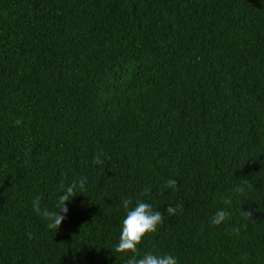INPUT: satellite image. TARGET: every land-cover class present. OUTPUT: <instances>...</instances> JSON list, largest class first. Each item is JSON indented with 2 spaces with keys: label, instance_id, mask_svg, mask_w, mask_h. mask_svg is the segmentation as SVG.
I'll use <instances>...</instances> for the list:
<instances>
[{
  "label": "trees",
  "instance_id": "16d2710c",
  "mask_svg": "<svg viewBox=\"0 0 264 264\" xmlns=\"http://www.w3.org/2000/svg\"><path fill=\"white\" fill-rule=\"evenodd\" d=\"M124 199L137 255L264 264V0H0V264H127Z\"/></svg>",
  "mask_w": 264,
  "mask_h": 264
},
{
  "label": "clouds",
  "instance_id": "9594fccd",
  "mask_svg": "<svg viewBox=\"0 0 264 264\" xmlns=\"http://www.w3.org/2000/svg\"><path fill=\"white\" fill-rule=\"evenodd\" d=\"M87 183L86 178L80 177L77 181L59 185V194L52 210L47 207H41L39 199L33 201L32 208L43 220L48 221L49 229H58L62 221L68 213L67 202H71L74 193ZM177 186L176 179H169L166 182V188H175ZM123 207L126 210L124 216L116 251L121 253H131L127 258V264H179L178 257L170 252H144L137 255L138 245L146 234L157 231L158 226L162 223L163 215L159 210H154L153 205L143 201H137L134 207H130L132 201L130 199L123 200ZM177 208L168 206L167 215H175ZM230 218V212L224 209L217 210L209 220L213 226H219Z\"/></svg>",
  "mask_w": 264,
  "mask_h": 264
}]
</instances>
